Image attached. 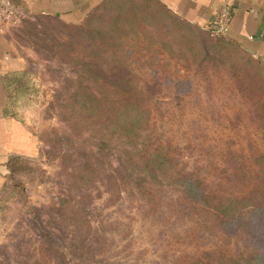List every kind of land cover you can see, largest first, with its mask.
Listing matches in <instances>:
<instances>
[{"label": "rangeland", "instance_id": "1", "mask_svg": "<svg viewBox=\"0 0 264 264\" xmlns=\"http://www.w3.org/2000/svg\"><path fill=\"white\" fill-rule=\"evenodd\" d=\"M1 29L26 62L13 112L38 154L9 170L0 264H264L263 63L156 0ZM123 88L147 109L132 141ZM241 196L225 235L210 208Z\"/></svg>", "mask_w": 264, "mask_h": 264}, {"label": "crops", "instance_id": "2", "mask_svg": "<svg viewBox=\"0 0 264 264\" xmlns=\"http://www.w3.org/2000/svg\"><path fill=\"white\" fill-rule=\"evenodd\" d=\"M25 17H46L67 24L84 22L105 0H11ZM181 20L212 30L218 12L232 11L228 39L264 64V0H158ZM0 29V203L13 160H34L36 138L16 113L8 110L6 80L25 73L26 62ZM1 206V204H0Z\"/></svg>", "mask_w": 264, "mask_h": 264}, {"label": "trees", "instance_id": "3", "mask_svg": "<svg viewBox=\"0 0 264 264\" xmlns=\"http://www.w3.org/2000/svg\"><path fill=\"white\" fill-rule=\"evenodd\" d=\"M152 1L154 2V0ZM156 1H157V4L161 6V8L167 9L166 6L163 5L161 2H159L158 0ZM228 40L232 42L234 45H236L238 48H240L234 41L230 39ZM240 49L243 51L242 48ZM259 63L262 64L261 61ZM24 76H25L24 73L14 74L8 77L5 83L7 95H8V110L12 112L13 114H14L13 112L14 101L12 98H14V95L17 94L22 89V87H19L21 85L20 77H24ZM126 93L130 96V98H121V100L123 101V104H125L124 108L126 112L123 114L124 116H127L126 118L127 120L125 119L124 122L122 120L123 126L120 127L119 129L124 131L125 137L130 139L129 141H132L134 140L133 137L138 136L137 131L139 132L141 129L140 127H142V123L147 113V109H146L145 101L143 98H139L138 95L135 94V92H133L132 90H126ZM156 158L158 159V162L162 160L163 163L165 164L169 162L170 160V159L168 160L165 159L163 155H161V153H158V156ZM15 161H18V160H13L10 163V168L12 167ZM184 180L185 182L183 183L185 185V188L189 190L188 192H191L194 195V197L198 199H202L200 200L201 202H199L201 203L200 206L201 207L207 206L209 204V201H211L212 199L211 197H209L210 195H206V194L203 195L204 192L202 191L203 192L202 193L201 190H199V187H197L196 184L193 183V181H191V178L187 176V174ZM230 199H226L227 203H224L222 201V203L216 204L215 208H212V207L210 208L213 211V213L210 214L211 217L209 219L210 221L213 222L212 226L219 229L218 231H221L222 233L225 232V235H229L230 233L235 231V228H237L239 224L238 221L234 218V216L230 214L231 213L230 211H232L234 207H237L239 204H241L248 198L241 196V197H237L231 200ZM261 206L263 207V216H262V222L260 223V225L257 226V230L261 232V236L264 239V197H262ZM254 226L255 224L252 225V228ZM263 246H264V240H263ZM199 264H201V262Z\"/></svg>", "mask_w": 264, "mask_h": 264}, {"label": "built area", "instance_id": "4", "mask_svg": "<svg viewBox=\"0 0 264 264\" xmlns=\"http://www.w3.org/2000/svg\"><path fill=\"white\" fill-rule=\"evenodd\" d=\"M21 15L23 16L22 12L14 6L11 0H0V29ZM231 17L232 11L227 7H223L218 12L211 31L216 36H228Z\"/></svg>", "mask_w": 264, "mask_h": 264}]
</instances>
